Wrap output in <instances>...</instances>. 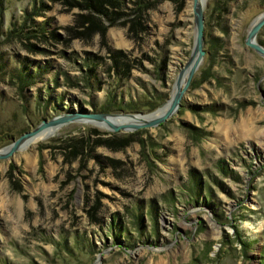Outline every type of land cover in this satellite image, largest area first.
<instances>
[{"label": "rangeland", "instance_id": "rangeland-1", "mask_svg": "<svg viewBox=\"0 0 264 264\" xmlns=\"http://www.w3.org/2000/svg\"><path fill=\"white\" fill-rule=\"evenodd\" d=\"M192 2L0 0V148L65 112L166 104ZM263 10L207 0L205 54L165 121L69 122L0 159V264L264 263V57L244 41Z\"/></svg>", "mask_w": 264, "mask_h": 264}, {"label": "water", "instance_id": "water-1", "mask_svg": "<svg viewBox=\"0 0 264 264\" xmlns=\"http://www.w3.org/2000/svg\"><path fill=\"white\" fill-rule=\"evenodd\" d=\"M193 12H194V42H193L192 51L189 59L180 69L175 79L174 84L176 85V88L174 94L171 97L170 103L160 115L156 117L141 119L136 124H122V123L112 122L111 118L120 115L135 117L141 114H131V113L114 114V113H106V112H65L56 115L50 119H43L32 130L22 133L10 144L0 148V159L9 158L15 151L22 148V143L24 141L33 139L34 137L39 135L42 131L49 128H58L61 125L69 122H74V121L102 122L105 123L111 129H113L114 131H118L121 129L133 130V129H138L140 127L156 126L157 124L165 121L179 107L182 95L187 89L194 72L196 71L197 67L199 66L202 60V57L205 54V50L203 48L205 43L204 14H203L202 5L198 6L197 0H194ZM263 24H264V10L256 17V21L248 29L246 37L244 39L245 44L253 48L262 57H264V47L261 46L256 41V35ZM184 71H186V74L182 84L181 82Z\"/></svg>", "mask_w": 264, "mask_h": 264}, {"label": "bare ground", "instance_id": "bare-ground-1", "mask_svg": "<svg viewBox=\"0 0 264 264\" xmlns=\"http://www.w3.org/2000/svg\"><path fill=\"white\" fill-rule=\"evenodd\" d=\"M207 0H197V5H202V8L204 9L205 7V4H206ZM194 6V0L192 2V8ZM193 10V9H192ZM194 13V12H193ZM256 21V19L254 20V22ZM252 22V24L254 23ZM251 24V25H252ZM250 25V27H251ZM249 27V28H250ZM248 28V29H249ZM185 74H186V71H184V74H183V77H182V84H183V80L185 78ZM175 88H176V85L174 84V91L172 92V95L174 94L175 92ZM171 95V97H172ZM171 97L170 99L166 102V104H163L162 106H160L158 108V110H156L155 112H151L150 114H141V115H137L135 117H130V116H125V115H120V116H116L114 118H111V121L114 122V123H122V124H136L138 123L141 119H145V118H149V117H156L158 115H160L168 106V104L170 103V100H171ZM99 125H105L103 123H98ZM104 127V126H103ZM58 130V128H49V129H46L44 131H42L39 135H37L36 137H34L33 139H29V140H26L22 143V149L23 147H30L31 145H33L34 143H36L37 141H40V140H43V139H46L48 137H50L51 135H53L56 131ZM32 140V141H31ZM31 141V142H30Z\"/></svg>", "mask_w": 264, "mask_h": 264}, {"label": "trees", "instance_id": "trees-1", "mask_svg": "<svg viewBox=\"0 0 264 264\" xmlns=\"http://www.w3.org/2000/svg\"><path fill=\"white\" fill-rule=\"evenodd\" d=\"M88 4H89V3H88ZM98 6H100V5H98ZM100 7H101V6H100ZM18 78H19V81H20V83H19V89L21 90V89H23V87H25V86L27 85L28 80L25 79V77L22 76V75H19ZM108 105H109V103H107V104L103 107V109H102L101 111H102V112H107V111H109V110H113V109H107V108H108ZM119 109H120V108H119ZM262 264H264V263H262Z\"/></svg>", "mask_w": 264, "mask_h": 264}]
</instances>
